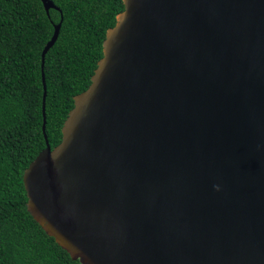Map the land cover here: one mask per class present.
<instances>
[{
	"label": "water",
	"instance_id": "obj_1",
	"mask_svg": "<svg viewBox=\"0 0 264 264\" xmlns=\"http://www.w3.org/2000/svg\"><path fill=\"white\" fill-rule=\"evenodd\" d=\"M48 14L57 8L41 0ZM29 214L80 264H264V0H122Z\"/></svg>",
	"mask_w": 264,
	"mask_h": 264
},
{
	"label": "trees",
	"instance_id": "obj_2",
	"mask_svg": "<svg viewBox=\"0 0 264 264\" xmlns=\"http://www.w3.org/2000/svg\"><path fill=\"white\" fill-rule=\"evenodd\" d=\"M0 0V264H80L29 214L23 171L45 147L41 52L45 55L46 134L51 148L102 57L106 30L122 0Z\"/></svg>",
	"mask_w": 264,
	"mask_h": 264
}]
</instances>
